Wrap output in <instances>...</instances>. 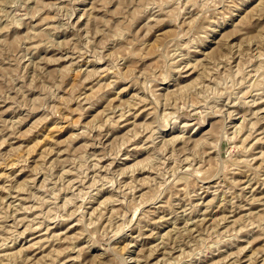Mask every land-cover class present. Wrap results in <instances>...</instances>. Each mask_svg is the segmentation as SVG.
Returning a JSON list of instances; mask_svg holds the SVG:
<instances>
[{"label": "rangeland", "instance_id": "1", "mask_svg": "<svg viewBox=\"0 0 264 264\" xmlns=\"http://www.w3.org/2000/svg\"><path fill=\"white\" fill-rule=\"evenodd\" d=\"M0 264H264V0H0Z\"/></svg>", "mask_w": 264, "mask_h": 264}]
</instances>
